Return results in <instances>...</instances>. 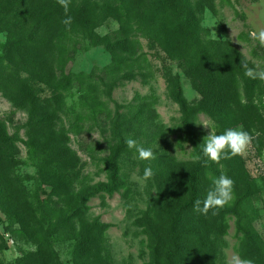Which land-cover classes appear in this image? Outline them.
Here are the masks:
<instances>
[{"label": "rangeland", "instance_id": "rangeland-1", "mask_svg": "<svg viewBox=\"0 0 264 264\" xmlns=\"http://www.w3.org/2000/svg\"><path fill=\"white\" fill-rule=\"evenodd\" d=\"M203 2L201 39L214 43L231 82L228 93L232 103L222 116L202 112L193 118L192 124L202 144L210 131L218 135L227 129H243L254 136L245 153L221 160V167L223 174L234 181L233 200L225 207L246 195L242 212L249 216L248 228L264 251V81L248 78L242 67V63H247L249 68L264 70V47L252 36L253 32L264 30V0ZM11 7L14 4L0 0V13H9ZM27 23L31 26L33 21ZM28 25L7 22L0 27V34L7 33L9 42L12 32L25 33ZM119 30V23L110 18L94 31L102 42L107 37L114 43ZM138 40L141 44L136 46L138 63H134V78L130 80L125 79V70L115 71L106 42L93 46L83 40L77 44L74 58L60 71L85 74L88 77L85 83L97 88L98 94L91 96L87 91L84 100L78 86L67 92L60 121L51 128L30 126V120L37 121V115L32 117L30 106L23 101L25 85L43 99L52 97V89L22 72L21 59L26 61V52L12 58L5 47L7 42H0V120L8 138L0 131V264H74L75 240L57 241L58 236L50 232L52 245L48 248L52 252L47 247L39 249L29 240L27 233L35 218L39 221L45 213H51L55 215L52 223L56 224V215L68 209V203H60L52 187L45 184L43 171L46 167L56 168L66 180L72 181L74 192L84 188L91 192L94 186L106 182L103 160L110 156L116 143L115 130L123 129L121 124L131 130L130 137L138 144L153 151L155 159L142 161L135 150L125 151L119 164L126 188L112 197L91 198L87 203L90 210L76 229L81 231L83 225L88 227L97 222L108 225L101 237L102 264H151L150 237L168 222L171 207L179 200L177 182L195 164L180 108L168 91L166 79L168 74L177 77L188 104L198 105L202 96L196 84L200 82L186 73L185 63L190 58L202 57V52L198 44L190 50L189 58L180 60L174 58L176 54L169 57L164 52L169 51L165 43H152L143 35ZM56 63L57 60L52 64L54 69ZM222 81L220 77L219 83ZM219 90L224 96L221 85ZM51 106L57 107L54 101ZM141 108H145L144 114ZM54 134L59 137L64 134L68 140L62 144L53 139ZM64 146L70 152L65 153ZM149 165L155 175L143 181L141 177ZM236 221L232 216L226 234L214 238L217 264H228L232 255H240ZM39 224L45 234L52 231L47 222ZM42 242L40 238L35 243ZM86 261L93 263L92 258Z\"/></svg>", "mask_w": 264, "mask_h": 264}, {"label": "trees", "instance_id": "trees-1", "mask_svg": "<svg viewBox=\"0 0 264 264\" xmlns=\"http://www.w3.org/2000/svg\"><path fill=\"white\" fill-rule=\"evenodd\" d=\"M11 7L10 12L0 13V27L9 22L10 25H25L33 21L25 33L12 32L10 41L5 45L12 58H17L26 52V61L22 72L28 77L34 78L38 83L50 87L52 97L43 99L32 88L25 85V99L23 103L30 106L32 117L37 115V121L30 120V126L55 127L60 121L59 114L63 112L67 92L79 87L82 99L87 100L85 92L91 96L98 94V89L88 85L85 74L79 76L60 71L74 57L76 46L83 40L89 41L93 46L106 42L107 51L113 58L115 71L125 70V79L134 78L133 66L138 63L136 46L141 45L138 37L146 36L152 43H165L168 49L166 54H176L174 58L183 59L191 54L193 48L199 45L202 57L190 58L185 64L187 71L194 80L197 90L202 96L198 105L190 106L184 97L182 85L177 77L168 74L166 79L168 91L179 106L184 127L189 136L194 154L201 155V160L196 161L193 168L181 176L178 180L180 193L179 200L172 205L168 222L159 233L150 237L151 264H217V248L214 238L224 236L228 229V220L235 216L236 233L240 242V256L250 258L255 264H264V251L257 243L253 232L248 228V218L242 212V204L247 201L244 195L230 207L218 210V215L207 216L193 212V203L196 199L203 200L207 191L212 186V180L223 174L220 164H215L202 155V143L197 137L192 120L199 113L222 116L230 107L231 82L225 75L219 54L211 40L201 39L202 21L205 9L203 0H71L68 15L73 18L70 30H66L61 21L65 18L63 8L56 0H7ZM1 14H4L1 16ZM114 19L119 23V38H114V43L109 38L99 37L95 33L97 26L102 25L108 19ZM204 42V43H203ZM163 46V45H162ZM39 47V49H38ZM140 47V46H139ZM178 47V48H177ZM167 48V47H166ZM177 48V50H176ZM197 48V47H196ZM56 52L58 57L56 59ZM169 56V57H170ZM173 58V57H172ZM189 58V56H188ZM57 60V67L52 65ZM24 61V62H23ZM139 66V65H138ZM182 67L184 65H181ZM132 68V69H130ZM225 75V77H224ZM223 77L222 83H219ZM86 78V79H85ZM255 82V81H254ZM223 87L224 96H221L219 86ZM112 85L108 87V91ZM110 95L107 92V96ZM56 104L54 109L51 105ZM44 105V106H43ZM141 108V114H144ZM42 111V114L38 113ZM121 117V115H117ZM123 129L115 130V145L111 148L110 156L103 160L106 167V182L99 183L89 192L84 188L74 192L72 181H68L58 169L46 167L43 171L45 184L52 187L53 193L60 203L67 202L68 209L57 216L56 224L52 223L55 215L45 213L44 218L36 220L28 231L29 240L41 249L50 247V232L58 236L57 241L75 240L77 242L74 252V264H88L87 259L92 258V264H102L103 243L101 237L109 228L108 225L96 223L78 231L79 221L88 214L90 207L88 201L94 197H112L126 188L121 178L119 164L120 156L129 150L125 140L132 133L124 124ZM130 127V126H129ZM0 131L3 137L7 131L0 120ZM55 135V136H54ZM53 139L66 143L68 137L64 134H54ZM115 135V133H114ZM66 148V152L70 150ZM1 198V188H0ZM3 198V197H2ZM9 202V201H8ZM47 204V203H46ZM45 208V206L43 207ZM44 213V212H43ZM11 215V213H8ZM45 221L52 231L43 232V226L38 223ZM43 242L35 243L38 239ZM48 250L50 251L51 248ZM52 252V250H51ZM43 256L48 253L41 252ZM39 262V261H38ZM51 264V262L43 263ZM108 264V263H105Z\"/></svg>", "mask_w": 264, "mask_h": 264}, {"label": "clouds", "instance_id": "clouds-1", "mask_svg": "<svg viewBox=\"0 0 264 264\" xmlns=\"http://www.w3.org/2000/svg\"><path fill=\"white\" fill-rule=\"evenodd\" d=\"M65 13V18L61 21L65 25L66 30H70L73 18L68 15L71 0H56ZM215 35V33H213ZM253 38L257 39L262 47H264V30L258 33H252ZM0 42H7V33L0 34ZM245 69V76L250 79H259L264 81V70L257 71L254 68H249L247 63H242ZM254 136L243 129H227L222 134L210 133L204 138L202 144V155L215 164H220L221 160L232 159L237 155H241L251 146ZM125 144L129 150H135L138 158L142 161H150L155 159L151 149L145 148L138 142L129 137L125 140ZM194 160H201V155H196ZM155 173L149 165L145 167L143 181H148L154 177ZM234 196V181L227 175H220L212 180V186L207 191L203 200L196 199L193 203V212L196 214L207 216L211 213L212 216L218 215V210L227 206ZM228 264H255V261L250 258H243L238 254L230 257Z\"/></svg>", "mask_w": 264, "mask_h": 264}]
</instances>
